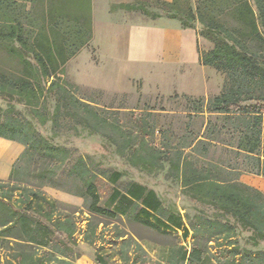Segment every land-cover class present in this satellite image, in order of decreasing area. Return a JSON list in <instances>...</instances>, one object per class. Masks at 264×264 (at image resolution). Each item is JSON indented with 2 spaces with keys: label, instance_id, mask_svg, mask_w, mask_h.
Masks as SVG:
<instances>
[{
  "label": "trees",
  "instance_id": "obj_1",
  "mask_svg": "<svg viewBox=\"0 0 264 264\" xmlns=\"http://www.w3.org/2000/svg\"><path fill=\"white\" fill-rule=\"evenodd\" d=\"M155 1L173 9L150 13L131 2H120L112 8L140 10L151 19L174 18L183 28H193L199 37L210 41L212 46L207 50L198 46L199 63L221 71L225 77L217 96L198 100L197 111L206 110L215 119L213 124L207 121L206 131L216 128L218 120L229 125L243 121L250 127L233 128L229 140L210 137L206 132L203 138L195 136L182 145L156 147L151 140L153 125L148 127L142 117L135 119L133 129L121 125L115 110H102L81 100L76 95L77 86L65 78L68 57L87 44L92 29L86 39L77 32L75 47L68 55H62L58 46L48 43L47 35L43 37L49 46L30 44L23 20L11 18V5L1 0L0 47L20 60L22 75L0 73V99L10 106L23 104L26 113L16 119H2L0 115V137L24 145L10 175L6 180L0 179V264L73 263L71 245L75 244L76 221L72 214L58 211L67 203L43 190L45 185L55 186L50 178L72 157L66 146L54 142L52 135L41 133L33 118H38L41 125L50 119L53 126L59 125L62 118L70 119L89 135L101 136L130 166L146 172L162 170L167 163L168 176L181 182L185 196L214 209L211 215L198 212L193 216L171 211L153 189L135 184L126 192L116 191V210H105L100 205L97 184L100 172L90 171L85 157L77 156L65 174L81 181L83 188L77 195L83 198L90 214L115 219L130 208L136 212L134 218L146 226L164 232L181 229L180 240L167 248L165 264H201L212 247L218 248L217 255H213L217 264H264V250L240 246L238 237L245 233L246 243L264 246V192L239 180L242 169L238 166L222 163L209 154L213 142L225 143L231 150L236 148L237 157L254 166L247 172L264 177V0H224L234 14L233 27L211 16L208 2L214 4L216 0H197L189 5L186 15L174 9L179 0ZM51 92L55 105L42 115L38 112L40 99ZM76 134H80L78 130ZM34 156L43 163L32 175L33 180H38L28 185L16 184L20 162ZM49 162L55 163L56 168H50ZM121 175L111 173L110 180L116 182ZM94 233V229L92 235L84 233L83 240L94 244ZM188 236L191 242L183 244L181 241ZM79 256L77 253L74 257ZM95 256V264H108L107 256Z\"/></svg>",
  "mask_w": 264,
  "mask_h": 264
},
{
  "label": "rangeland",
  "instance_id": "obj_2",
  "mask_svg": "<svg viewBox=\"0 0 264 264\" xmlns=\"http://www.w3.org/2000/svg\"><path fill=\"white\" fill-rule=\"evenodd\" d=\"M2 1L11 5V11L8 13L11 18L23 20L24 31L30 44L35 46L39 44L42 47L47 44L48 38V43L58 46L62 55H68L75 47L73 42L77 32V35L79 32L83 33L81 38L86 39L87 32L92 29V37L87 44L74 56L68 57L64 66L65 78L77 86L76 95L81 100L90 102L102 110H115L121 125L133 129L137 117H142L148 127L153 125L155 129L151 140L156 147L182 145L195 136L203 138L206 132L210 137L229 140L233 128L250 127L245 126L246 123L243 121L229 125L224 120H218L216 128L213 126L206 131L207 121L211 120L213 124L215 119L206 110L197 111L198 100L206 101L213 98L221 90L217 94L199 92L201 93L207 85L212 89L219 84L222 89L225 76L217 69L208 66L198 68V64L177 68L156 63L132 62L124 64L120 71L125 75L122 80L120 74L115 73L116 67L108 47L113 40L115 42L125 40L126 36L120 25L151 18L148 13L140 10L127 11L112 6L120 2H131L144 7L150 13L161 9L171 11L173 7L155 0H66V3L64 0ZM75 1L82 4L75 5ZM195 1L197 0H179L174 9L177 8V11L186 15L187 8ZM208 3L212 17L218 18L228 26L235 25L234 14L228 9V2L216 0L214 4ZM2 16L0 12V23ZM195 25L198 27L197 22ZM45 35L48 37L44 38ZM200 39L201 47H206L207 44L212 46L207 39L203 37ZM0 73L22 75L20 60L10 55L3 47H0ZM45 95L46 97H41V104L38 106V112L42 115L47 114L55 105L54 94L51 92ZM25 113L23 104L10 106L0 99L2 119L6 117L16 119L25 116ZM33 122L41 133L52 135L54 142L66 146L72 157L50 178L55 186H52L53 184L43 186V190L49 196L67 203L60 206L58 211L72 214L76 221L75 244L71 245L72 264H95V255L107 256L108 264H165L167 248L177 243L181 234V229L164 232L162 229L142 224L134 218L136 212L130 208L115 219L102 214H90L86 210L83 198L77 195L83 188L81 181L65 174L78 155L85 157L90 171L101 174L97 184L100 189V205L105 210H116V191L126 192L135 184H139L145 189H153L163 206L169 207L171 211L178 210L182 214L187 212L191 216L198 212H204L206 215L214 213L210 206L190 200L184 195L181 182L168 176L167 163L162 170L146 172L130 166L125 157L118 156L114 148L104 142L101 136L89 135L70 119L62 118L57 126H53L50 119L42 125L38 118H33ZM76 130L80 134L75 135ZM235 152L236 148L231 150L227 144L221 142H213V146H209V154L215 160L235 164L242 169L239 180L264 192V177L247 172L246 170L253 169L254 166L249 161L237 157ZM42 164V160L36 156L32 160L20 162L16 184L28 185L29 182L37 181L38 179H32V175L43 166ZM48 166L56 168L53 162H49ZM114 172L122 173L116 182L110 180V175ZM93 229L94 244H89L83 240L84 233L92 235ZM116 235L120 237L117 238ZM238 237L240 246L264 250L263 244L252 246L246 243L245 233ZM181 242L190 243V236ZM210 243L215 245L214 242ZM217 250V247L209 248L201 264H217L213 257L214 254L217 255ZM77 253L80 254L79 258L74 257ZM53 263L57 264L56 262L51 264Z\"/></svg>",
  "mask_w": 264,
  "mask_h": 264
},
{
  "label": "crops",
  "instance_id": "obj_3",
  "mask_svg": "<svg viewBox=\"0 0 264 264\" xmlns=\"http://www.w3.org/2000/svg\"><path fill=\"white\" fill-rule=\"evenodd\" d=\"M120 27L125 33V40L122 42L111 41L108 49L116 67L115 73L120 74L121 80L125 77L120 72L124 64L132 62L156 63L161 66L177 68L193 64H198V68L207 67L199 63L198 46L201 50H207L211 46L207 44L206 47H201V39L196 30L188 27L183 28L174 18L163 16L157 19L144 18L140 22L120 25ZM219 90H221L219 84L212 89L207 85L199 94H209L210 92L217 94ZM23 149L24 145L21 143L0 137V179H7L13 164L18 160Z\"/></svg>",
  "mask_w": 264,
  "mask_h": 264
}]
</instances>
